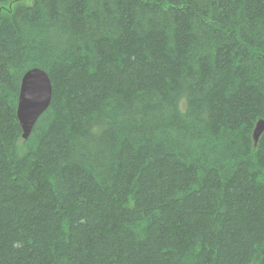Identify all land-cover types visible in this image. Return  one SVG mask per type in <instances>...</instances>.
I'll use <instances>...</instances> for the list:
<instances>
[{
	"label": "trees",
	"instance_id": "16d2710c",
	"mask_svg": "<svg viewBox=\"0 0 264 264\" xmlns=\"http://www.w3.org/2000/svg\"><path fill=\"white\" fill-rule=\"evenodd\" d=\"M24 1L0 0V264H264V0ZM32 68L53 98L24 140Z\"/></svg>",
	"mask_w": 264,
	"mask_h": 264
},
{
	"label": "water",
	"instance_id": "95a60500",
	"mask_svg": "<svg viewBox=\"0 0 264 264\" xmlns=\"http://www.w3.org/2000/svg\"><path fill=\"white\" fill-rule=\"evenodd\" d=\"M53 98V85L48 73L40 68L28 70L21 79L17 119L22 139L27 140L41 116L49 109ZM264 134V120H259L253 131L255 145Z\"/></svg>",
	"mask_w": 264,
	"mask_h": 264
},
{
	"label": "rangeland",
	"instance_id": "374dc122",
	"mask_svg": "<svg viewBox=\"0 0 264 264\" xmlns=\"http://www.w3.org/2000/svg\"><path fill=\"white\" fill-rule=\"evenodd\" d=\"M23 3L29 5L30 1H29V0H26V1H24ZM7 7H8V6H7Z\"/></svg>",
	"mask_w": 264,
	"mask_h": 264
},
{
	"label": "bare ground",
	"instance_id": "6f19581e",
	"mask_svg": "<svg viewBox=\"0 0 264 264\" xmlns=\"http://www.w3.org/2000/svg\"><path fill=\"white\" fill-rule=\"evenodd\" d=\"M53 85V84H52ZM19 122V121H18Z\"/></svg>",
	"mask_w": 264,
	"mask_h": 264
}]
</instances>
